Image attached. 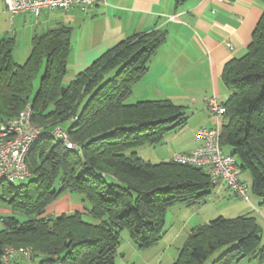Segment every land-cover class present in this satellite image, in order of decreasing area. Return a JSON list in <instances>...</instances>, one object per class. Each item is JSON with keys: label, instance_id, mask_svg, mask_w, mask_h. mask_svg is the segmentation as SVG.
<instances>
[{"label": "trees", "instance_id": "obj_1", "mask_svg": "<svg viewBox=\"0 0 264 264\" xmlns=\"http://www.w3.org/2000/svg\"><path fill=\"white\" fill-rule=\"evenodd\" d=\"M173 1L177 7L187 2ZM259 1L263 12L247 52L222 69L229 95L220 145L232 148L264 204V0ZM70 35L65 26L35 34L22 64L13 58V39L0 46V123L14 119L30 102L33 124L49 125L28 151L31 176L25 184L0 181V204L13 211L1 218L0 264L7 248L28 250V257L20 256L31 262L39 258L36 264H116L123 231L138 249L156 247L166 234L169 208L201 205L213 191L202 168L171 159L153 164L134 151L160 143L187 121L182 107L168 100L129 102L166 32L133 34L64 85ZM56 127L67 131L73 149L46 134ZM107 176L116 182H107ZM65 192L81 196L96 223L79 212L43 216ZM260 234L251 215L218 216L189 231L171 264H206L225 246L230 248L210 264L250 256L264 260ZM12 258L9 264H17Z\"/></svg>", "mask_w": 264, "mask_h": 264}, {"label": "crops", "instance_id": "obj_2", "mask_svg": "<svg viewBox=\"0 0 264 264\" xmlns=\"http://www.w3.org/2000/svg\"><path fill=\"white\" fill-rule=\"evenodd\" d=\"M262 12L263 4L259 0H187L178 7L173 0H98L86 12L73 8L66 13L43 12L35 18L29 13L12 16L0 0V46L3 40L13 39L12 55L20 64L18 55L24 53L21 49L29 55L35 34L53 27H69L71 50L64 77L68 83L103 53L133 34L165 31V42L150 58L147 71L133 87L129 102L168 100L182 107L184 113L190 111L189 117L194 120L189 128V133L194 135L192 146L166 151L169 161L173 153H190L201 144L197 138L200 128L217 125L207 109L206 98L214 96L221 104L226 101L229 92L221 81L222 69L228 61L247 52ZM231 194L226 188L216 193L220 200H228ZM67 206L58 215L85 211V202L70 201ZM195 206H187L192 211H184L182 231L175 232L172 240L167 241L166 231L163 240L168 248L177 240L185 239L192 228L205 223V218L198 214L201 209ZM1 212L4 214L1 218L11 215L9 210ZM165 254L163 248L159 264Z\"/></svg>", "mask_w": 264, "mask_h": 264}, {"label": "built area", "instance_id": "obj_3", "mask_svg": "<svg viewBox=\"0 0 264 264\" xmlns=\"http://www.w3.org/2000/svg\"><path fill=\"white\" fill-rule=\"evenodd\" d=\"M98 0H3L6 10L13 16L18 13H29L35 18L43 12H63L76 8L86 12ZM207 109L217 125L213 128H200L197 138L200 145L190 153H174L171 160L181 165L199 167L209 176L213 190L219 193L227 188L233 195L249 202L246 185L240 180L238 162L232 154L222 152L220 131L224 123L226 109L214 96L206 98ZM32 106L27 102L18 115L6 123H0V181L13 183L26 181L31 173L26 157L33 144L43 137V129L32 122ZM59 139L65 148L75 146L69 140L68 133L61 127L46 133ZM45 135V136H47ZM29 256L28 250L6 249L2 256V264H9L14 255Z\"/></svg>", "mask_w": 264, "mask_h": 264}, {"label": "rangeland", "instance_id": "obj_4", "mask_svg": "<svg viewBox=\"0 0 264 264\" xmlns=\"http://www.w3.org/2000/svg\"><path fill=\"white\" fill-rule=\"evenodd\" d=\"M21 51L24 53L19 54L18 52L19 54L18 56L21 61L20 64H22L24 60H26V58L28 57L27 55H25L26 51L24 49H21ZM38 85H39V80L37 79L34 82L35 90L38 88ZM185 116L186 117L188 116L189 118L187 124L164 134L163 139L160 143L155 145L141 146L136 148L134 151L138 153V156H140V158L143 159L144 161L157 164L160 162L168 161L167 160L168 157H166L164 153L170 150L171 148H173L175 151H178L177 147H180L181 149L191 148L192 146L191 142L194 140V135L189 133V128H191V123H194V120L192 121L191 118L189 117L190 111H186ZM39 127L48 129L49 125L46 124V125H41ZM221 149L222 152L225 154L233 153L232 148L228 145H223ZM239 178L247 187L249 202H245L233 194H231V198H229L228 200L226 199L220 200L217 199V195L213 190L210 197L205 202V204L196 205L195 208L201 209V212L198 214L200 216H203L205 218L203 220L206 221L214 219L218 216H222L225 218H235L244 214L252 215L256 219L257 225L261 230L259 246L262 247L264 246V204H262V199H260L259 197L253 194L251 190V178L249 174L247 172H243L240 174ZM106 180L109 183L116 182L110 176H107ZM24 182L25 181H15L13 182V184L15 186H19L25 184ZM70 201H72L73 203H80V201L83 202V199L81 196L75 193L74 194L68 192L62 193L60 197L57 198V200L53 201L45 208V213L43 216L45 217L58 216L60 212H62L68 207L67 205L70 204ZM87 206L88 205L85 203V207L88 209ZM187 209L189 212L192 211L191 208L185 205L177 204L167 210L165 216V225H164V229L167 231V235H166L167 241L172 240V237L175 235V232L181 230L180 228L182 227V221L183 218H185L184 211H186ZM4 210H9L11 215L13 214V211L8 208L6 203L0 204V211H4ZM3 215L4 214H2L1 212L0 230L2 229L1 217ZM82 217L83 220H85L86 222L96 223V220L91 218L88 215L87 211H84L82 213ZM18 218L20 219L21 217ZM183 241L184 238H182L181 240H177L176 242L172 243L171 246L168 248V246L165 245L166 243H164V240L162 239L159 242L158 246L156 247L147 248V249H138L136 245L129 239L128 233L126 231H123L121 233L120 244L117 249L115 261L116 264H159L158 260L162 253V249L165 248L166 254L164 255L163 260H161L160 264H171L175 260L177 250L181 247ZM227 248L229 249L230 246H225L223 249L217 251L209 260H207L206 264H210V262L217 259V257L220 254H222V252H224ZM7 249H12V248H7ZM12 259H14L15 263L17 264H36L39 260V258H36L33 262H31L29 260H26V258L25 259L22 258L18 254L14 255ZM230 264H264V260L259 259L257 256H250L242 259L234 258L232 259Z\"/></svg>", "mask_w": 264, "mask_h": 264}]
</instances>
